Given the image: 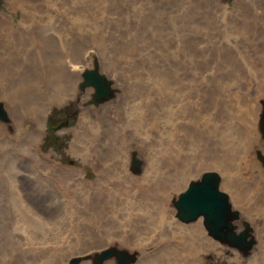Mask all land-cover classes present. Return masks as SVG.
Returning <instances> with one entry per match:
<instances>
[{"label":"rangeland","instance_id":"rangeland-1","mask_svg":"<svg viewBox=\"0 0 264 264\" xmlns=\"http://www.w3.org/2000/svg\"><path fill=\"white\" fill-rule=\"evenodd\" d=\"M207 169L246 253L175 217ZM107 248L264 264V0H0V264H118Z\"/></svg>","mask_w":264,"mask_h":264},{"label":"water","instance_id":"water-1","mask_svg":"<svg viewBox=\"0 0 264 264\" xmlns=\"http://www.w3.org/2000/svg\"><path fill=\"white\" fill-rule=\"evenodd\" d=\"M82 76L85 79L82 86L92 80L98 95L108 93L109 89H106L108 87L105 86V77L102 74L87 70L82 72ZM220 180L221 177L216 171L206 170L197 175L196 179L191 180L173 201L175 217L183 223L194 222L201 218L203 227L213 239L246 253L254 242L248 238L250 227L248 223L243 222L244 228L235 231L236 226L232 220L238 216V213L232 210L228 195L220 189ZM112 255L118 258V264H130L136 260L133 255L115 248L101 251L100 259Z\"/></svg>","mask_w":264,"mask_h":264},{"label":"bare ground","instance_id":"bare-ground-1","mask_svg":"<svg viewBox=\"0 0 264 264\" xmlns=\"http://www.w3.org/2000/svg\"><path fill=\"white\" fill-rule=\"evenodd\" d=\"M92 56H93V54L92 53H90L89 55H87L86 56V60H88V59H91L92 58ZM91 61H93V60H91ZM86 65V64H85ZM77 68H79V66H77ZM252 103H253V101H252ZM48 110H50V109H48ZM48 110H44L43 111V116H42V121H45V115H46V113H47V111ZM241 129V128H240ZM243 131V130H242ZM239 133V132H238ZM240 136H241V132H240ZM245 136V135H244ZM245 138V137H244ZM243 139V138H242ZM241 140V139H240ZM243 141V143H244V139L242 140ZM246 142V141H245ZM242 143V142H241ZM238 146V145H237ZM247 147V146H246ZM249 148V147H248ZM236 150H238L239 151V149L237 148ZM245 151V150H244ZM241 152V151H240ZM239 154V153H238ZM238 160V159H237ZM240 160V159H239ZM240 162H241V160H240ZM206 169V168H205ZM207 170H210V169H207ZM235 170V169H234ZM204 172V171H203ZM202 173V172H201ZM228 173V172H227ZM262 177V176H261ZM228 178V177H227ZM227 180H229V179H227ZM226 179H225V183H229V181H227ZM230 184V183H229ZM232 185V184H231ZM248 185V184H247ZM249 188V187H248ZM240 196V193H238L237 191H235V194H234V197L235 198H238ZM242 197V196H241ZM240 198V197H239ZM200 219V218H199ZM201 228L198 226V227H195V230H200Z\"/></svg>","mask_w":264,"mask_h":264}]
</instances>
